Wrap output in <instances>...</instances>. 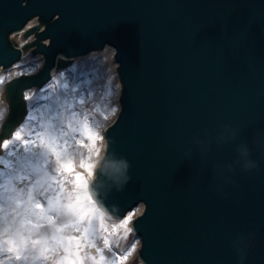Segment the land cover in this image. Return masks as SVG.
Instances as JSON below:
<instances>
[{
  "label": "water",
  "instance_id": "water-1",
  "mask_svg": "<svg viewBox=\"0 0 264 264\" xmlns=\"http://www.w3.org/2000/svg\"><path fill=\"white\" fill-rule=\"evenodd\" d=\"M108 45L120 110L94 198L118 218L144 205L145 264H264V0H0V67L44 57L6 83L0 155L26 91Z\"/></svg>",
  "mask_w": 264,
  "mask_h": 264
},
{
  "label": "rangeland",
  "instance_id": "rangeland-1",
  "mask_svg": "<svg viewBox=\"0 0 264 264\" xmlns=\"http://www.w3.org/2000/svg\"><path fill=\"white\" fill-rule=\"evenodd\" d=\"M88 56L74 59L43 88L27 91L29 114L6 141L8 147L2 148L0 264H69L68 260H76V264H143L141 243L132 229L140 212L135 209L124 218H107L108 228L93 226L85 214L88 182L102 154L92 149V138L84 128L91 124L97 130V148H101L104 129L119 111L120 94L117 67L107 55ZM28 59L2 71L0 93L10 79L37 72L44 64L42 54L29 53ZM102 60L108 64L105 68L99 66ZM52 93L60 99L45 120L40 110L51 102ZM64 94L72 105L65 102ZM7 114L8 104L1 100L0 128ZM44 133L52 134L59 153L48 150V140L39 139ZM69 163L72 172L66 170ZM17 255L21 259H15Z\"/></svg>",
  "mask_w": 264,
  "mask_h": 264
},
{
  "label": "bare ground",
  "instance_id": "bare-ground-1",
  "mask_svg": "<svg viewBox=\"0 0 264 264\" xmlns=\"http://www.w3.org/2000/svg\"><path fill=\"white\" fill-rule=\"evenodd\" d=\"M115 48L112 47V46H107L106 49L102 52H92L88 57H93L94 55L96 54H103V55H107L109 61H110V64L111 62L113 63L114 65V68L117 67V63L114 61V55H115ZM80 57H83V56H80ZM24 63H27L30 61V59L26 60V56L23 58ZM21 62V63H22ZM107 62L102 60L99 64V66H102V68H105L107 66ZM4 70V68L0 67V75L2 73V71ZM58 71H54V75H57ZM117 77V80H118V76ZM118 97H119V94L117 95V103H118ZM50 100L51 102L47 103V104H44L41 108V112H43L42 114H44L45 116V120H49L50 118V113H51V110L52 108L54 107V102L59 100V95L57 94H50ZM1 100H5V97H4V93H0V101ZM64 100L65 102H68L69 105H72L70 99H68V97L66 96V94H64ZM7 103V102H6ZM49 114V115H48ZM45 122H43L42 124H44ZM84 133H87V135L90 136V138H92V149L94 151H96V153H100V154H103L104 150H105V147H106V141L104 140L103 144H102V147L101 148H97V146L99 145L98 144V141H97V136H98V132L97 130L94 129V127H92L91 124H87L84 128ZM46 136H48V138H45ZM41 141L42 140H48V150L49 151H52L53 148L56 147V144L52 143V134L51 133H44L42 135H40V138H39ZM8 140V139H7ZM4 141L3 145H2V148H4V144H6V141ZM97 149V150H96ZM56 150V148H55ZM98 154V155H100ZM102 156V155H101ZM101 158V157H100ZM100 161V160H99ZM96 168V167H95ZM94 174H95V169L92 170V178L94 177ZM91 178V179H92ZM91 179L89 180V187H90V182H91ZM87 196L88 198L85 199L87 202H83L84 203V208H85V214L88 216V219L89 221L91 222L90 224H92L93 226H97V227H102V228H108V220L107 218H115V219H118V217H115L113 216L112 214L108 213L105 209L102 208V206L97 202V200L93 197V195L91 194V191L89 190L88 188V191H87ZM144 210V206L143 205H140L136 211L138 212H142ZM10 241H14V239H10Z\"/></svg>",
  "mask_w": 264,
  "mask_h": 264
},
{
  "label": "snow or ice",
  "instance_id": "snow-or-ice-1",
  "mask_svg": "<svg viewBox=\"0 0 264 264\" xmlns=\"http://www.w3.org/2000/svg\"><path fill=\"white\" fill-rule=\"evenodd\" d=\"M86 135H87V133H85ZM20 137H19V133H17V139H19ZM59 137H57V139H58ZM26 143H27V141H26ZM4 147L5 148H7L8 147V145L7 144H4ZM52 151L53 152H55V153H59V152H57L56 150H55V148H53L52 149ZM66 167V170L68 171V172H72L73 171V166L69 163L68 165H66L65 166ZM54 171H55V167H54ZM48 204H49V201H48ZM37 206H39V205H37ZM49 211H52V209L49 207V209H48ZM6 243H10L9 241L8 242H6ZM21 248V247H20ZM22 249V248H21ZM7 251H16V249L15 248H8V249H6ZM65 251H66V249H65ZM15 259H17V260H19V259H21V257L19 256V255H17L16 257H15ZM68 262H69V264H76V260H68ZM82 262V261H81Z\"/></svg>",
  "mask_w": 264,
  "mask_h": 264
}]
</instances>
